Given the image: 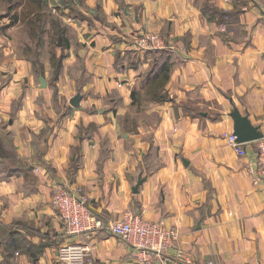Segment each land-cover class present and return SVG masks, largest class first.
I'll return each mask as SVG.
<instances>
[{
	"label": "crops",
	"instance_id": "obj_1",
	"mask_svg": "<svg viewBox=\"0 0 264 264\" xmlns=\"http://www.w3.org/2000/svg\"><path fill=\"white\" fill-rule=\"evenodd\" d=\"M83 3L88 20H62L57 77L0 31V264H65V245L87 246L84 264H264L258 142L239 156L223 138L233 107L264 135V0ZM141 32L173 51L138 48ZM61 189L103 222L137 214L178 239L151 252L105 231L68 236Z\"/></svg>",
	"mask_w": 264,
	"mask_h": 264
},
{
	"label": "built area",
	"instance_id": "obj_2",
	"mask_svg": "<svg viewBox=\"0 0 264 264\" xmlns=\"http://www.w3.org/2000/svg\"><path fill=\"white\" fill-rule=\"evenodd\" d=\"M134 44L148 51L166 50L173 51L174 48L166 46L163 39L150 32H141L134 38ZM223 138L239 156L245 155L244 144L236 141L233 133L223 134ZM256 162L253 166L249 164L246 168L249 176L255 174L252 180L254 184L264 182V135L257 141ZM52 205L58 212V217L68 236H83L84 234L105 231L115 236L129 246L144 251L164 252L175 245L178 239L174 227L165 229L160 222H148L139 215L127 213L120 220L103 222L96 217L88 207V199L81 193L80 189H61L52 196ZM57 258L65 264H84L90 259L87 246L65 245L59 247Z\"/></svg>",
	"mask_w": 264,
	"mask_h": 264
},
{
	"label": "rangeland",
	"instance_id": "obj_3",
	"mask_svg": "<svg viewBox=\"0 0 264 264\" xmlns=\"http://www.w3.org/2000/svg\"><path fill=\"white\" fill-rule=\"evenodd\" d=\"M83 2L84 0H0V31L6 34L10 30L14 34L22 56L40 66L43 60H50L51 66L55 67L63 55L57 50L58 45L64 46L69 38L62 20L89 19ZM53 71L52 67V77Z\"/></svg>",
	"mask_w": 264,
	"mask_h": 264
},
{
	"label": "water",
	"instance_id": "obj_4",
	"mask_svg": "<svg viewBox=\"0 0 264 264\" xmlns=\"http://www.w3.org/2000/svg\"><path fill=\"white\" fill-rule=\"evenodd\" d=\"M38 82L41 87H45V81L42 75L39 76ZM80 101V96L76 95L70 101V105L76 107ZM229 116L233 121V134L236 137V141L240 144H247L252 142L259 141L263 134L259 131L258 127H254L248 120L246 115H242L235 107L230 112ZM142 184V181H139L136 186L133 188V193L137 192L138 187Z\"/></svg>",
	"mask_w": 264,
	"mask_h": 264
},
{
	"label": "trees",
	"instance_id": "obj_5",
	"mask_svg": "<svg viewBox=\"0 0 264 264\" xmlns=\"http://www.w3.org/2000/svg\"><path fill=\"white\" fill-rule=\"evenodd\" d=\"M157 51V50H156ZM50 59L52 60L53 59V57L51 58L50 57ZM33 62V61H32ZM34 63V62H33ZM34 64H37V63H34ZM53 67V70H54V77H57V75H58V72H59V69H60V63L58 62L57 64H55V67L54 66H52ZM165 79V76L163 77V80ZM89 207V206H88ZM97 217V216H96ZM101 219V218H100Z\"/></svg>",
	"mask_w": 264,
	"mask_h": 264
}]
</instances>
